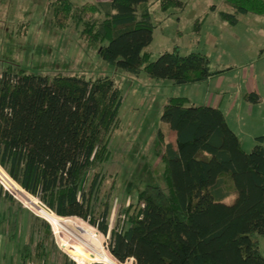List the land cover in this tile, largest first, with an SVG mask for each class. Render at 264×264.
<instances>
[{
  "label": "trees",
  "instance_id": "1",
  "mask_svg": "<svg viewBox=\"0 0 264 264\" xmlns=\"http://www.w3.org/2000/svg\"><path fill=\"white\" fill-rule=\"evenodd\" d=\"M150 1L55 0L52 21L59 28L74 25L99 46L104 61L133 75L145 71L157 80L189 84L219 73L211 70L207 54H181L178 46L152 60L146 50L154 32ZM159 1L164 10L184 6L182 0ZM225 2L236 13L221 16L233 24L238 13L264 14V0ZM247 98L260 101L257 92ZM122 101V89L109 74H42L0 65V164L58 215L88 219L108 234L113 185L103 197L110 174L101 167L110 158ZM161 120L163 178L140 190L139 207L111 230V254L134 264H264L258 237L264 235V136L246 151L220 107L190 103L186 96L170 97ZM43 207L44 218L59 224ZM29 245L22 248L24 261ZM74 248L84 261L117 264L100 252Z\"/></svg>",
  "mask_w": 264,
  "mask_h": 264
},
{
  "label": "rangeland",
  "instance_id": "2",
  "mask_svg": "<svg viewBox=\"0 0 264 264\" xmlns=\"http://www.w3.org/2000/svg\"><path fill=\"white\" fill-rule=\"evenodd\" d=\"M71 1L81 5L98 0ZM182 1L183 7L167 10L159 0L150 1L154 32L146 50L152 60L176 46L181 54H207L211 70L220 72L200 83L174 84L151 78L145 71L133 75L118 70L100 57L99 46L81 37L74 25H53L51 4L55 0H0V65L12 63L42 74L85 73L93 78L109 74L123 94L110 158L101 167L102 173L110 174L102 183L103 197L113 185L110 232L104 234L81 217L58 216L59 224L49 222L44 218L46 204L23 190L0 164L1 264H24L21 252L26 243L33 258L28 264L38 260L39 264H82L74 252L76 245L87 252H100L117 264H134L132 259L121 263L111 254V230L122 226L127 214L139 207L140 190L163 178L158 130L163 127L164 105L172 96L220 107L246 151L252 150L258 136H264V14L238 13V22L233 24L221 16V11L236 13L225 0ZM251 92L260 95L259 102L247 98ZM172 139L169 134L167 140ZM258 237L264 255V235ZM95 262L104 263L97 258L83 264Z\"/></svg>",
  "mask_w": 264,
  "mask_h": 264
},
{
  "label": "built area",
  "instance_id": "3",
  "mask_svg": "<svg viewBox=\"0 0 264 264\" xmlns=\"http://www.w3.org/2000/svg\"><path fill=\"white\" fill-rule=\"evenodd\" d=\"M9 176H10V175H9ZM9 176H8V177H9ZM10 177H11V176H10ZM10 177H9V178H10ZM9 178H7V179H9ZM11 178H12V177H11ZM12 179H13V178H12ZM18 184H19V183H18ZM19 185H20V184H19ZM20 186H21V185H20ZM21 187H22V186H21ZM22 189L25 190L23 187H22ZM26 191H27V190H26ZM27 193H29V194H31V195H34V194H32V193H30V192H28V191H27ZM34 196H36V195H34ZM37 197H38V196H37ZM38 198H39V197H38ZM39 199H40V198H39ZM42 202H43V201H42ZM43 205H44V204H43ZM44 206L47 207L46 205H44ZM47 208H48V209H49L54 215L59 216V217H66V218H68V217H78V216H60V215H58L56 212H54L52 209H50L49 207H47ZM45 219H46V218H45ZM47 220H48V219H47ZM85 220H87V221L89 222L88 219H85ZM48 221H49V220H48ZM49 222H50V221H49ZM96 227H97V226H96ZM71 257H72V255H71ZM72 258H73V257H72ZM73 260L76 261V262H78V261H77L76 259H74V258H73ZM132 260H133V258H132ZM78 264H79V262H78ZM82 264H83V263H82Z\"/></svg>",
  "mask_w": 264,
  "mask_h": 264
},
{
  "label": "crops",
  "instance_id": "4",
  "mask_svg": "<svg viewBox=\"0 0 264 264\" xmlns=\"http://www.w3.org/2000/svg\"><path fill=\"white\" fill-rule=\"evenodd\" d=\"M260 96V95H259ZM22 254V253H21ZM75 254H77V251H76V253ZM33 255H35V254H33ZM43 255H45V254H43ZM59 256H60V254H59ZM21 259H22V261L24 262V264H28V261L29 260H31V259H33L32 258V255L31 256H29L25 261L23 260V258H22V255H21ZM45 259V258H44ZM40 263V261L38 260V263L37 264H39ZM1 264V263H0ZM64 264H68L67 262L66 263H64Z\"/></svg>",
  "mask_w": 264,
  "mask_h": 264
},
{
  "label": "bare ground",
  "instance_id": "5",
  "mask_svg": "<svg viewBox=\"0 0 264 264\" xmlns=\"http://www.w3.org/2000/svg\"><path fill=\"white\" fill-rule=\"evenodd\" d=\"M76 258H77L78 260H80L81 263H84V260H83V258L81 257V255H80V253H79V249H78V251H77Z\"/></svg>",
  "mask_w": 264,
  "mask_h": 264
}]
</instances>
